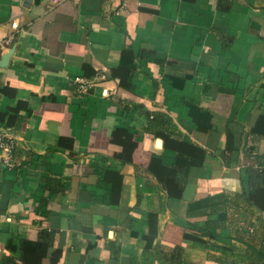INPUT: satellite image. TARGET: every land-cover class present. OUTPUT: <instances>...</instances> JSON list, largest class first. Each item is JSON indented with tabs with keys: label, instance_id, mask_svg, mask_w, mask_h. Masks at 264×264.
I'll return each mask as SVG.
<instances>
[{
	"label": "crops",
	"instance_id": "crops-1",
	"mask_svg": "<svg viewBox=\"0 0 264 264\" xmlns=\"http://www.w3.org/2000/svg\"><path fill=\"white\" fill-rule=\"evenodd\" d=\"M0 134V264H241L264 242V0H0Z\"/></svg>",
	"mask_w": 264,
	"mask_h": 264
},
{
	"label": "trees",
	"instance_id": "trees-1",
	"mask_svg": "<svg viewBox=\"0 0 264 264\" xmlns=\"http://www.w3.org/2000/svg\"><path fill=\"white\" fill-rule=\"evenodd\" d=\"M19 109H13L12 110V118H16V115L18 113ZM159 119L157 121V119ZM164 116H160V115H157V114H154V115H151V121L155 122L156 123H164L166 124L168 122V119H162ZM152 124V123H151ZM167 125V124H166ZM171 144H170V147L171 148H174V149H177L181 152H184L186 151L184 148L186 147H189V148H192L193 153L196 155H198V157L202 159V156H203V151H201L199 148H196L194 146H191V145H187L185 144L184 142H179L177 140H171ZM187 152V151H186ZM153 235L154 233H149L148 236H147V241L150 242L151 239H153ZM184 239H197L195 236L193 235H190V234H184ZM183 258V257H182ZM246 260L243 261L241 264H264V242L258 247V248H253V247H250V252L246 254ZM181 262V263H180ZM179 264H183V261L180 260Z\"/></svg>",
	"mask_w": 264,
	"mask_h": 264
},
{
	"label": "built area",
	"instance_id": "built-area-1",
	"mask_svg": "<svg viewBox=\"0 0 264 264\" xmlns=\"http://www.w3.org/2000/svg\"><path fill=\"white\" fill-rule=\"evenodd\" d=\"M13 27L16 26V24L12 23ZM75 83L78 84L79 88L83 90L86 87L87 81L81 78H74ZM9 139L6 138L5 135L0 134V150L3 153V156L5 158L6 163L9 162L12 152V143L8 141Z\"/></svg>",
	"mask_w": 264,
	"mask_h": 264
},
{
	"label": "water",
	"instance_id": "water-1",
	"mask_svg": "<svg viewBox=\"0 0 264 264\" xmlns=\"http://www.w3.org/2000/svg\"><path fill=\"white\" fill-rule=\"evenodd\" d=\"M25 2H29V0H25Z\"/></svg>",
	"mask_w": 264,
	"mask_h": 264
},
{
	"label": "bare ground",
	"instance_id": "bare-ground-1",
	"mask_svg": "<svg viewBox=\"0 0 264 264\" xmlns=\"http://www.w3.org/2000/svg\"><path fill=\"white\" fill-rule=\"evenodd\" d=\"M214 254V253H213Z\"/></svg>",
	"mask_w": 264,
	"mask_h": 264
}]
</instances>
